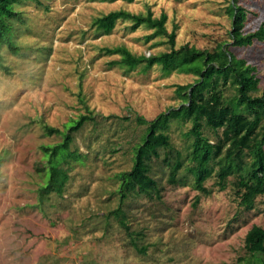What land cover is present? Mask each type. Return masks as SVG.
<instances>
[{
  "label": "rangeland",
  "instance_id": "1",
  "mask_svg": "<svg viewBox=\"0 0 264 264\" xmlns=\"http://www.w3.org/2000/svg\"><path fill=\"white\" fill-rule=\"evenodd\" d=\"M232 3L22 0L14 7L12 40L19 56L0 49L7 68L0 70V264H252L244 239L252 226L264 230V196L245 211L231 187L201 196L191 188L186 163L174 177L176 184L169 183L176 153L181 162L187 155L190 144L183 134L188 125L173 123L172 151H161L150 162L155 191L128 194L121 204L116 177L131 170L144 132L135 118L152 121L177 107L175 86L192 85L196 79L176 73L163 78L158 68L126 74L110 66L118 58L103 49L123 47L136 57H153L169 51L165 41L146 42L149 30L130 33L126 23L101 37L92 27L111 11L136 15L150 10L156 19L165 15L167 32L175 29V48L186 44L213 51L227 46L235 58L255 68L260 96L264 43L232 47ZM236 3L248 13L244 32L264 25V0ZM80 116H91L93 123L87 121L72 134L69 157L61 162L68 175L64 193L40 203L38 189L48 168L41 146L62 141L48 136L45 128L66 133ZM204 135L210 143L218 136L207 129ZM119 206L121 216L115 218L111 213Z\"/></svg>",
  "mask_w": 264,
  "mask_h": 264
},
{
  "label": "trees",
  "instance_id": "2",
  "mask_svg": "<svg viewBox=\"0 0 264 264\" xmlns=\"http://www.w3.org/2000/svg\"><path fill=\"white\" fill-rule=\"evenodd\" d=\"M22 0H0V49L5 47L12 56H19L20 50L13 43L11 23L17 18L14 7ZM113 1V0H94ZM131 4L135 0H122ZM236 0L228 8L231 18L229 41L232 47L241 48L255 43H264V25L256 32L243 31L247 12L236 7ZM118 23L128 24V31L135 33L139 28L151 32L145 36L146 42L153 39L165 41L169 51L153 57L134 56L127 49H103L107 56H115L117 61L110 66L128 73L146 72L158 68L163 78L173 73L192 76L196 80L192 85H176L174 94L180 104L148 121L143 117L135 118L134 123L144 128L140 142L133 151L132 168L120 173L116 179L120 182L119 196L121 204L128 194L154 192L155 182L148 175L150 162L159 159V152L172 151L169 131L173 123L189 126L183 136L189 142L187 155L181 162L176 153L171 165L170 185L176 184L175 175L185 165L186 172L192 176L193 191L209 197L213 189L224 192L231 187L239 200V208L251 210L255 201L264 196V92L258 96L259 81L255 68L245 60L237 59L228 52V47L218 45L213 51H199L188 45L175 48V29L166 30L167 17L153 18L150 10L145 14H130L125 11H111L92 22L99 37L109 35ZM0 70L7 72L0 54ZM234 91L227 98L225 92ZM90 114V113H89ZM91 116H80L70 122L66 133L45 128L48 136H61L62 141L51 148L41 146L48 168L44 173V185L38 189L39 202L44 198L64 193L68 175L61 169V162L67 161L70 154L72 134L77 132ZM207 129L218 135L215 143L204 135ZM167 163V160L164 161ZM214 179L211 188L205 184ZM232 179V182H229ZM198 201V199H197ZM120 207L112 216L120 217ZM127 231V227L121 223ZM244 247L250 255L252 264H264V230L252 226L245 235ZM249 263V262H248ZM250 264V263H249Z\"/></svg>",
  "mask_w": 264,
  "mask_h": 264
}]
</instances>
